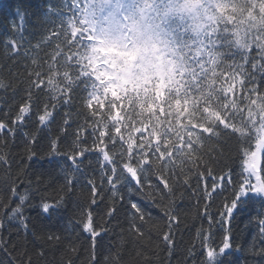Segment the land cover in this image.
<instances>
[{
	"label": "snow or ice",
	"instance_id": "6c2138e0",
	"mask_svg": "<svg viewBox=\"0 0 264 264\" xmlns=\"http://www.w3.org/2000/svg\"><path fill=\"white\" fill-rule=\"evenodd\" d=\"M45 7L35 43L17 8L0 57V264H99L105 237V264H154L153 232L171 264L186 197L195 236L182 264H233L238 213L254 229L247 251L264 260V0ZM24 128L29 167L37 144L53 158L31 173L37 190L59 182L34 205L49 223H29L33 181L20 191L28 168L13 176L4 151ZM120 215L127 228L112 223Z\"/></svg>",
	"mask_w": 264,
	"mask_h": 264
},
{
	"label": "trees",
	"instance_id": "16d2710c",
	"mask_svg": "<svg viewBox=\"0 0 264 264\" xmlns=\"http://www.w3.org/2000/svg\"><path fill=\"white\" fill-rule=\"evenodd\" d=\"M52 3L57 4L59 0H51ZM49 3V0H0V57L3 55L4 45L3 40L10 32V25L13 21L16 22L18 26H20V19L19 16L16 15V10L19 8L20 12L24 13L25 19L22 26V31L25 37H29L33 43L39 36V28L40 23H38V18L40 21L43 20V12L46 10V5ZM27 46V45H26ZM2 94V92H0ZM66 108H61L57 115V121L60 120V115L63 112L67 111ZM34 129L24 128L20 131L19 135L14 139L9 140V146L4 149L5 152H10V158L14 159L15 164L12 168V174L15 176L19 171L20 168H28L27 174L21 177L23 183L21 185L20 191L23 192L25 186L29 179L33 181L31 188L29 190V199L27 204L25 205L24 215L29 218L30 224H39L49 223L50 221L45 219L44 217H37V212L39 209L34 207L40 203L39 197L41 195H48V196H55L56 192L55 189L58 186L56 184H52L48 186L47 183L44 185L39 186V190H37V185L34 183L35 177L31 175L33 171L36 169L40 170H49L52 165L48 163L49 160H52V157L45 156V149H43L39 144L35 145L31 148L32 151L37 152L36 163L34 167H29L33 164V161H29L27 159L28 152L25 149V145L22 142L23 132L25 131H32ZM57 130L56 122H53L45 129V135H52L55 136ZM44 157L43 160L40 158ZM92 157H88L85 159V163H87L88 159ZM23 161V164H21ZM5 171L0 169V178L5 175ZM86 195V193H85ZM4 197V193L0 192V198ZM18 202V201H17ZM180 203V214L183 218V222L179 229L176 230L175 240H176V255L171 258V264H182L183 256L181 253L183 252L184 248L192 241L195 236V229L191 228L193 224V216L195 213V197L191 200H188L187 197L183 201H179ZM14 206V205H13ZM73 210V206L70 204L68 206V210L63 213L65 217L71 214ZM214 210V209H213ZM98 211V209H97ZM153 215L158 216L156 210H153ZM246 215L237 214V218L234 221L232 228L234 232V241H233V248L236 245H241V249L239 251H233L231 254V259L233 264H264V260H261L259 256H253L250 252L247 251L248 244L251 241L252 233L254 229L249 226L245 228L244 221L246 220ZM124 220L123 215H120L117 220H113L112 223H121L124 228H127L125 223H122ZM58 222V221H56ZM66 223V220H65ZM155 223V221H154ZM197 227L200 224L199 220L195 221ZM188 229H191L190 231ZM119 230V229H118ZM7 233H5L6 235ZM107 241L108 237L101 242V245L97 248V258L99 264H105V257L108 255L107 253ZM158 241L155 237V232H153L151 237V243L146 244V247L149 250L154 252L158 251V256L153 254L151 259L153 260L154 264H169V258L167 256V249L163 251H159L156 249ZM125 251V260H129L130 257H135V247L132 245L131 241H128V247L124 250ZM58 256V254H57ZM88 259L87 254H82L80 260L77 261V264H81V261H86Z\"/></svg>",
	"mask_w": 264,
	"mask_h": 264
}]
</instances>
